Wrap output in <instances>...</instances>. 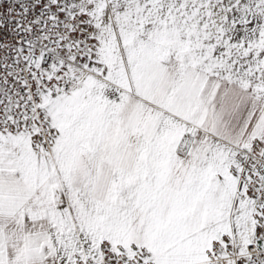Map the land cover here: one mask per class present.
Returning <instances> with one entry per match:
<instances>
[{
	"label": "snow or ice",
	"instance_id": "6c2138e0",
	"mask_svg": "<svg viewBox=\"0 0 264 264\" xmlns=\"http://www.w3.org/2000/svg\"><path fill=\"white\" fill-rule=\"evenodd\" d=\"M0 264H264V0H0Z\"/></svg>",
	"mask_w": 264,
	"mask_h": 264
}]
</instances>
